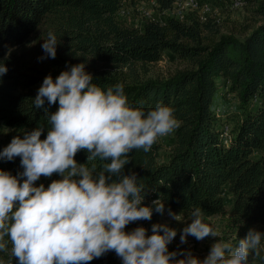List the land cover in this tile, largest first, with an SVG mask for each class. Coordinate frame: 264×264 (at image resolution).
I'll list each match as a JSON object with an SVG mask.
<instances>
[{"label": "trees", "instance_id": "16d2710c", "mask_svg": "<svg viewBox=\"0 0 264 264\" xmlns=\"http://www.w3.org/2000/svg\"><path fill=\"white\" fill-rule=\"evenodd\" d=\"M174 1L156 0L157 8ZM246 1L255 2L250 7L255 16L222 32L216 15L202 21L193 13L135 26L117 16L122 0H0V62L8 69L0 77V150L45 122L44 108L56 110L58 105H32L44 77L55 80L71 65L85 63L97 86L123 84L130 105L148 110L163 103L181 121L167 141L165 158H159V140L149 153L129 154L125 173L136 172L149 188L146 206L161 199L167 210L191 213L200 207L204 222L220 217L235 236L233 244L249 229L264 233V0ZM49 32L59 42L56 57L39 60ZM30 37L27 49L12 51ZM164 57L183 65L165 75H147L148 66ZM220 88L235 101L226 137L213 108ZM46 132L47 126L41 139ZM75 160L86 163L87 154L79 152ZM0 169L16 175L22 171L19 157L0 160ZM54 179L60 177H41L36 185L47 187ZM158 216L153 210L151 220L130 223L125 231L145 228ZM0 259L7 264L9 255L0 253ZM118 259L109 252L90 264Z\"/></svg>", "mask_w": 264, "mask_h": 264}, {"label": "clouds", "instance_id": "9594fccd", "mask_svg": "<svg viewBox=\"0 0 264 264\" xmlns=\"http://www.w3.org/2000/svg\"><path fill=\"white\" fill-rule=\"evenodd\" d=\"M43 41L45 55L38 59H55L56 35L49 32ZM85 68L78 63L55 80L45 76L31 102L37 109L58 105L56 110L44 108L45 122L0 150V160L19 157L22 168L16 175L0 169V253L9 255L7 264L13 258L16 264H90L109 252L122 264H264V233L255 229L235 244L218 239L202 260L190 250L169 251L177 229L167 223H153L151 234L142 226L125 231L130 223L151 220L153 210L165 212L161 199L144 204L149 188L136 172L125 173L129 154L151 152L181 121L163 103L148 110L130 105L123 84L102 89ZM7 71L0 62V77ZM82 151L83 164L75 160ZM53 175L60 179L36 185ZM167 214L178 221L170 208ZM202 217L195 207L191 222L180 230V244L189 236L219 237Z\"/></svg>", "mask_w": 264, "mask_h": 264}, {"label": "rangeland", "instance_id": "374dc122", "mask_svg": "<svg viewBox=\"0 0 264 264\" xmlns=\"http://www.w3.org/2000/svg\"><path fill=\"white\" fill-rule=\"evenodd\" d=\"M150 0H124L123 7L126 11V22L140 23L141 17L137 13L138 4L146 3L150 5ZM231 0H210L212 6L215 11V15L218 18V27L222 32L228 31L234 26H237L239 23H243L246 20L247 16L255 14L251 10V6L255 4V2L250 3L246 1V4L240 9H231L230 8ZM32 42V37L27 39L21 45H18L12 49L13 52H19L23 49H27ZM182 63L177 60H169L167 57L160 59L159 61L148 66L147 75L155 76V75H165L168 74L169 71H173L176 68L182 67ZM223 89V88H222ZM234 107L235 101L232 95L226 94L224 95L221 92V88L218 90V94L214 98L213 108L216 114L219 116L220 121L224 124V126L228 127V130L231 129V125L233 124L234 119ZM170 138V135L164 138L159 139L162 142V148L159 152V158H165L167 154V141ZM177 214V219L173 220L167 214V209L163 215L158 216L154 223H167L170 227L177 229V236L175 239L168 245L169 251H175L179 249L190 250L192 254L199 258L204 259L208 254L210 247L213 243L217 242L218 239L224 242H231L235 236H230L231 233L225 231L224 224L220 221L219 216H213L208 218L205 223H208L214 229H216L220 235L219 237H206L202 241H197L194 237L189 236L186 244H180L179 241V233L180 230L186 226L187 223H190L191 213L190 212H177L172 210ZM153 223L147 225L145 229L148 230V234H151V225ZM115 264H122L120 258L115 262Z\"/></svg>", "mask_w": 264, "mask_h": 264}, {"label": "built area", "instance_id": "2783aa9c", "mask_svg": "<svg viewBox=\"0 0 264 264\" xmlns=\"http://www.w3.org/2000/svg\"><path fill=\"white\" fill-rule=\"evenodd\" d=\"M122 0L121 6L117 12V16L126 20V11L123 7ZM150 5L146 3L138 4L137 13L141 17L142 20H156L161 21V16L170 15L176 17L180 20L184 19L186 15L193 13L200 20H205L207 17L215 15L214 8L212 3L209 0H175L171 7L163 10H158L156 0H150ZM244 5V0H231L230 8L231 9H240ZM135 26H139L138 23H134ZM228 127L224 126L222 135L224 137L227 136Z\"/></svg>", "mask_w": 264, "mask_h": 264}]
</instances>
